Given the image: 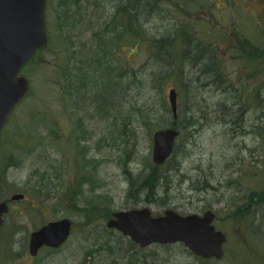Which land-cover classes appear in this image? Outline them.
Wrapping results in <instances>:
<instances>
[{
    "label": "rangeland",
    "instance_id": "374dc122",
    "mask_svg": "<svg viewBox=\"0 0 264 264\" xmlns=\"http://www.w3.org/2000/svg\"><path fill=\"white\" fill-rule=\"evenodd\" d=\"M151 1L156 2L153 14L145 16L151 14L147 4L141 16L146 22L137 32L141 20L133 19L129 28L114 19L117 0H49V45L21 70L30 89L9 118L1 143L0 201L10 202L0 225L2 264H135L129 238L107 222L115 211L143 206L155 214L212 209L228 241L222 259L197 258L179 243L153 244L139 253L138 264H264V0ZM178 27L207 47L220 64L218 79L227 83L199 77L190 57L181 61L182 43L154 55L151 39ZM178 57L189 65L188 78L198 83L193 128L200 131L192 135L188 128L189 135L183 129L174 156L159 164L168 190L157 184L156 201L134 203L127 191L140 190L139 173L153 166V132L172 127L161 121L162 111L147 123L131 112L136 97L149 107H158L161 97L155 89L140 95L135 71L145 81L148 73L142 70L166 62L175 66ZM100 60L103 69L96 70ZM77 67L88 73L77 71L75 77ZM181 81V74L172 75L166 88L169 103L170 89H178L180 125L189 102ZM103 95L111 97L107 104L100 100ZM227 96L231 103L240 98L244 121H228L236 119L240 105L228 115ZM15 193L25 197L10 201ZM63 217L73 222L70 238L31 256L30 233ZM156 251L164 253L155 257Z\"/></svg>",
    "mask_w": 264,
    "mask_h": 264
},
{
    "label": "water",
    "instance_id": "95a60500",
    "mask_svg": "<svg viewBox=\"0 0 264 264\" xmlns=\"http://www.w3.org/2000/svg\"><path fill=\"white\" fill-rule=\"evenodd\" d=\"M46 0H0V135L10 113L29 89V80L20 74L35 51L47 45L45 22ZM169 100L178 117V92L170 89ZM180 131L161 127L153 132V161L165 163L174 151ZM1 180V173H0ZM24 193L13 199L24 198ZM9 205L0 201V223ZM215 213L182 214L170 208L154 214L150 206L115 211L107 222L141 247L153 243L183 242L191 251L204 258L224 256L226 233L214 225ZM72 220L63 217L51 220L31 233L30 252L38 253L44 244L57 247L70 236Z\"/></svg>",
    "mask_w": 264,
    "mask_h": 264
},
{
    "label": "trees",
    "instance_id": "16d2710c",
    "mask_svg": "<svg viewBox=\"0 0 264 264\" xmlns=\"http://www.w3.org/2000/svg\"><path fill=\"white\" fill-rule=\"evenodd\" d=\"M147 4L150 5L149 10L151 11V14H150V12L149 13L147 12V14L145 16H149V15L153 14V11L155 9L154 4H156V2H153L151 0H117L116 7H115L116 11H115L114 19L124 21L126 26L129 28L131 26V22L133 19L136 21L141 20L140 22H138V24H136L137 27L135 29H137V32L142 31V29H141L142 22H146V21H144L141 18V16H143V14L145 13V11L147 9ZM116 30H117V28H116ZM116 34H117V32H116ZM193 35H194L193 32L186 33L182 27H178V28L174 29L173 31H170L167 34H165L159 38L151 39L152 44L156 46L154 55L157 57V55H159V53L163 50L168 52V50H166V49L176 50L179 47V43H182L181 49L183 48V52H182L183 56H182L181 61L184 60V58L186 56L190 57V59L193 62V63H190V65L193 67L198 66L200 68L199 70H196V71H199V74H200L199 77H201V75H204L206 77H210L211 78L210 81H212L215 85L216 84L222 85L223 83H227L226 82L227 79H224L223 77L220 80L218 79L219 76L220 77L222 76L220 64L218 63V61L217 60L213 61L214 59H212L211 55H209L207 50H206L207 47L204 44H202L201 42H199V39L194 37ZM113 38H116V37L114 36ZM140 41H144V40L140 39ZM98 55L95 57L96 59H97ZM95 60H93V61H95ZM179 61H180V57L177 58L175 66L178 65ZM181 61H180L181 65H180L179 69H176L175 66L173 65V63L166 62L163 65H159V64H158V66L152 65L151 66L152 68L149 70V72L147 70H142L144 76H145V73H148L147 74L148 76H145V78H146L145 81H144V79H141L140 74L137 73V70L135 71V78L136 79H134V83L136 84V86L138 87V89L140 91L139 94L141 95V90L146 89V93H147L149 90L152 91L153 89H155V92H157L156 95L158 96V93H159L161 95V97L159 99V105H157L155 103L156 106H158V107H155L152 104L149 107V105H146V103H143L144 98H142L143 101H142V103H140L141 98H138L139 97L138 96V97H136L135 103H133L131 112H133L134 116L137 119L141 118L142 121H145V123H147V121L148 122H150L151 120L153 121L154 120L153 116H155L158 112L162 111L164 113L161 116L162 118H160L162 122L169 124L170 126L180 130V134L183 131V129H186L187 132L189 133V135L191 134V132H192V135H194L195 133L197 134L200 131L198 127L193 128V126H196V124H197L194 117H195V108L197 106V102H196L195 97H196V90H198V83L196 80L192 81V79L188 78L191 75V73L186 72L185 67H188L189 65L182 64ZM167 64H170V65L167 67ZM207 64L209 67L207 66ZM103 65H104V63L101 60L99 62L96 61L94 64V66L96 67V70H98L99 67H100V69H103ZM211 65H213V67ZM87 67H89V68L91 67V62L88 63ZM105 69H107V68H105ZM77 71H79L80 74L83 71H86L88 73L87 69L82 70V68L77 67L76 71H74L75 77H77V75H76ZM103 73L104 72L102 70V74ZM120 74H121V72H120ZM176 74H178V75L181 74V80H182L181 81L182 82L181 88L185 89L187 96L189 97V102L185 106V109H184V116H183L184 120H182L181 125H180V121H179V118H180L179 107H178V117L176 118L174 116L173 110H172L170 103L168 101V98L166 96V88L168 86L169 79L172 75H176ZM122 75H124L125 77H128L130 75V73L125 72ZM122 75H120L119 77L122 78ZM137 78H140V80H137ZM149 79H150V83H149ZM89 80L90 79L87 76V79H85V81L89 82ZM109 80H110V78H109ZM96 82L98 83L99 81L97 80ZM121 85L122 84L120 83L119 86H121ZM114 86H115V84H114ZM175 88L177 89V87H175ZM177 91H178V89H177ZM115 92L117 93V90ZM115 92H112L110 94V96L112 97V95ZM142 93H143V91H142ZM111 97H105V95H103L102 96L103 99H100V100L107 99L104 101V103L107 104V102L110 101ZM229 101H230V99H229ZM178 104H179V92H178ZM237 104H239L240 106L235 111L238 115L234 121L240 122L242 120V117H244L243 115L245 113V111H242L243 110L242 106H241L242 102L237 100L236 102H234V104H232L230 101V103L228 105V110H230V109H231L230 111L234 110V106ZM147 117H151L152 119H148ZM169 118H171V119L169 120ZM126 127L127 126H125L124 128L126 129ZM188 128H190V129L193 128V129L190 132V129L188 130ZM125 129H123V130H125ZM174 154H175V150H174L172 156H174ZM183 158H186V157H183ZM169 160L170 159H168V161ZM159 167H160V165L153 163V166H151V168L148 170V172H146V173L140 172L138 176L144 177V180L142 182V188L140 190H137L135 193H132L131 191L130 192L127 191L128 192L127 197L131 198L134 203H138L140 200L145 201L146 203L156 201V195H157V191H158V189L155 188L156 185L158 184L159 190H162L165 188L166 183H167V181L165 180V176H163L162 174L159 173V171H158ZM148 181H150V184H148ZM131 184H132V180L129 178V186ZM128 188H130V187H128ZM40 190H42V189H39L38 191H40ZM166 190H168L167 186H166ZM261 192H264V190ZM62 194H65V192ZM141 194L144 195L142 198L140 197ZM110 214H109V216H110ZM128 242H129V245L127 247L129 249L128 251L132 257L135 256V259L131 260V262L138 264V261L141 260L139 253H143V250L145 251V248L140 247L137 243H135L131 239H128ZM179 244L184 245L182 243H179ZM112 246L113 245H110V248ZM157 248H159V247L157 246ZM180 248H182V247H180ZM182 250L185 252H188L189 254H194L193 252H191L190 250H187L185 248H182ZM110 253L113 254V251L110 250ZM163 253H160V251H156V252H153V255L155 257H158V256L160 257V255ZM148 254H150V252L144 253L143 255L147 256ZM197 258L203 259L199 256H197ZM164 260L167 261L165 258H164ZM145 263H146V260L143 261V264H145ZM114 264H117V261Z\"/></svg>",
    "mask_w": 264,
    "mask_h": 264
},
{
    "label": "flooded vegetation",
    "instance_id": "af4514ba",
    "mask_svg": "<svg viewBox=\"0 0 264 264\" xmlns=\"http://www.w3.org/2000/svg\"><path fill=\"white\" fill-rule=\"evenodd\" d=\"M213 64V63H212ZM207 66H208V64H207ZM212 67H213V65H211ZM209 67V66H208ZM227 98L228 99H230V96H227ZM237 100H239L240 101V98H237V97H235L234 99H233V101H232V104H234V102H236ZM231 110V109H230ZM231 114V111H229L228 112V115H230ZM245 119V118H244ZM244 119H243V117H242V120H241V122L242 121H244ZM235 119H233V120H228V121H230V122H233V125L235 124V123H238V122H235L234 121ZM5 131V129L3 130V132ZM3 132H2V134H1V138H0V159H1V143H2V139H3ZM2 174V173H1ZM1 183V182H0ZM262 193V192H261ZM261 193H259V194H257L258 195V197L259 198H261L260 197V194ZM14 195V194H13ZM13 195L11 196V198H10V201H12V200H14L13 199ZM245 195H246V193H244V197H245ZM256 195V194H255ZM22 199V198H21ZM2 201H7L8 202V200H2ZM255 203V210H259L260 209V204H257L256 202H254ZM8 204H9V208H10V202H8ZM9 212V211H8ZM7 212V213H8ZM7 213H4L3 214V218H2V223H0V225H2L3 223H4V218H5V215L7 214ZM32 233V232H31ZM30 233V234H31ZM30 245H31V241H30ZM57 249V248H54V247H49V246H42L40 249H39V252L42 250V249ZM39 252H38V254H39ZM37 254V255H38ZM31 255V254H30ZM31 256H34V255H31ZM1 262V261H0Z\"/></svg>",
    "mask_w": 264,
    "mask_h": 264
}]
</instances>
